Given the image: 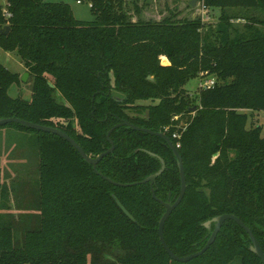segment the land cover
<instances>
[{"label": "trees", "instance_id": "obj_1", "mask_svg": "<svg viewBox=\"0 0 264 264\" xmlns=\"http://www.w3.org/2000/svg\"><path fill=\"white\" fill-rule=\"evenodd\" d=\"M5 1L9 17L0 7V29L10 30L0 34V49L20 60L30 96L10 97V88L24 82L0 63V119L58 129L89 157L109 149L106 135L122 121L165 134L180 145L186 179L163 228L171 252L196 253L213 229L203 224L229 214L252 231L264 254V136L242 112L264 111V20L253 16L264 13V0H196L217 15L216 27L174 14L144 20L136 0H90L91 22L75 19L65 3ZM236 19L245 21L242 31ZM201 73L215 85L193 98L183 87ZM6 126L36 134L39 177L26 210L0 224V264H263L233 221L188 263L166 254L158 237L165 208L152 190L172 203L180 179L161 138L118 127L110 134L113 153L94 171L60 137ZM150 154L163 159L165 170L152 188L135 185L160 169ZM5 193L0 171V202Z\"/></svg>", "mask_w": 264, "mask_h": 264}, {"label": "rangeland", "instance_id": "obj_2", "mask_svg": "<svg viewBox=\"0 0 264 264\" xmlns=\"http://www.w3.org/2000/svg\"><path fill=\"white\" fill-rule=\"evenodd\" d=\"M46 0L50 3H65L70 6L75 19L83 22H91L94 16L91 13L89 4L86 0ZM129 1V0H127ZM141 9V16L144 20L160 21L163 18L175 15L177 20L201 19V5L196 0H136ZM193 3V5H191ZM5 0H0V7L4 10ZM209 20L206 25L216 27L218 22L217 15L210 11ZM135 20V19H134ZM239 31L243 30V23H233ZM0 63L10 72L20 75V80L26 73L20 60L14 53L5 52L0 49ZM164 66L166 61L160 60ZM163 63V64H162ZM28 77L19 87H11L9 95L12 98L17 97L21 92L24 97L30 96V83ZM28 82V83H27ZM203 80L200 78L191 79L183 89L193 98L198 95L199 87ZM142 104H152L150 101L140 102ZM248 115V127L261 126L262 136H264V111H242ZM3 155L11 156L13 159H6L2 170L6 180L3 184L6 188V199L0 202V224L16 219L19 213L25 211L27 203L33 199L35 188L39 177L38 173V153L36 145V134L32 132H23L13 127H0V157ZM1 162V161H0ZM2 164V163H1ZM1 167V166H0ZM30 196V197H29ZM7 205L8 209H1L2 205ZM3 213V214H2ZM10 213V214H9Z\"/></svg>", "mask_w": 264, "mask_h": 264}, {"label": "water", "instance_id": "obj_3", "mask_svg": "<svg viewBox=\"0 0 264 264\" xmlns=\"http://www.w3.org/2000/svg\"><path fill=\"white\" fill-rule=\"evenodd\" d=\"M191 5H193V3H191ZM10 28L8 26L3 27L2 29H0V34L2 35H7L9 32ZM28 77V73H25L21 79L22 82H25L26 79ZM149 80H152V77L148 78ZM49 86L52 88L53 85L49 83ZM58 96V94H57ZM195 111V108L192 109V112ZM10 124H16V125H20L24 128L27 129H31L34 131H38V132H43V133H49V134H53L56 135L58 137H60L61 139L65 140L66 142H68L77 152L78 154L81 156V158L83 159V161H85L87 164L91 165L93 170L96 171V167L97 164L100 160H102L105 156L112 154L114 151V143L112 141V139L110 138V134L111 132L118 128V127H122V126H126L129 127L135 131H139V132H145L147 134L150 135H154L157 136L159 138H161L162 140H164L166 142V144L168 145V147L171 149V151L173 152L176 160H177V167H178V172H179V179H180V192L179 195L177 196V198L175 199L174 202H163L159 199L156 198L155 196V191L152 190V197L153 199H155L156 201H158L159 203H161V205L165 208V212L162 215V217L159 220L158 223V237H159V241L160 244L162 246V248L164 249V251L166 252V254L175 262L177 263H188L191 260L201 256L203 253H205L207 251V249L214 243L222 225L224 224L225 221H233L235 222L243 231H245V233L248 235V238L251 242V245L249 246V251L251 253H253L254 255H256L264 264V254L260 248V245L258 243V241L256 240L254 234L252 233V231L246 226L244 225V223L237 217L233 216V215H229V214H225V215H220L217 217H214L208 221H206L203 226L210 230L211 226L213 225V229L211 231V234L206 242V244L204 245V247L202 249H200L199 251H197L196 253H193L191 255H188L186 257H178L175 254H173L171 252V250L168 248L165 240H164V234H163V228H164V224L166 222V220L168 219V217L171 215V213L175 210V208L180 204V202L183 199V196L185 194L186 191V179H185V173H184V168H183V163H182V158L178 153V150L176 149V147L173 145V143L170 141V139L163 133H155L152 132L148 129H144V128H139L136 127L134 125H132L131 123L127 122V121H122L119 124L115 125L112 129H110L106 135V139L110 144L109 149H107L105 152L101 153L100 155L96 156V157H89L85 154V152L82 150V148L69 136H67L65 133L61 132L58 129L52 128V127H47V126H43V125H39V124H35V123H31V122H27L24 120H20L17 118H3L0 119V127L6 126V125H10ZM153 157H156V155L154 154H150ZM159 162H160V169L146 177L144 180H142L137 184H145V183H149L150 187L152 188L153 184L155 183L156 179L163 173V171L165 170V163L163 161L162 158L160 157H156ZM110 183H113L117 186H122V187H129L132 186L133 184H119V183H115L109 180ZM114 200L116 202V204L118 205V207L121 209V211L130 219L133 221L132 216L126 211V209L121 205V203L118 201V199L116 197H114Z\"/></svg>", "mask_w": 264, "mask_h": 264}, {"label": "built area", "instance_id": "obj_4", "mask_svg": "<svg viewBox=\"0 0 264 264\" xmlns=\"http://www.w3.org/2000/svg\"><path fill=\"white\" fill-rule=\"evenodd\" d=\"M86 1H87L88 4H89V8H91L90 0H86ZM80 3H81V1L78 0V1H77V4H80ZM199 3H200V5H201V21L204 22V23H206V22H208V20H209V16H208L209 12H208V9H206L205 6L202 5L201 2H199ZM3 15H4L6 18L9 17V14H7V13L5 12V9L3 10ZM206 75H207V73H201V74H200L199 78H200L201 80H203V82H202V84L200 85L199 89H203V90H204V89H210V88H212V87L215 85V80H214L213 78H208ZM172 137H173L174 139H179V136H178L177 133H174V134L172 135ZM179 146H180L179 144H176V145H175L176 149H178Z\"/></svg>", "mask_w": 264, "mask_h": 264}, {"label": "crops", "instance_id": "obj_5", "mask_svg": "<svg viewBox=\"0 0 264 264\" xmlns=\"http://www.w3.org/2000/svg\"><path fill=\"white\" fill-rule=\"evenodd\" d=\"M254 13V15L253 16H255L256 18H258V19H261V20H264V13L263 12H260V11H254L253 12ZM245 23V21L244 20H240V19H236V20H232V23ZM163 60H165L166 61V64H164V66H166V65H168L169 63H168V61L166 60V58H163ZM163 64V63H162ZM1 155H2V157H0V171H1V182L3 183V181L4 180H6V178L9 176H7V177H4V172H3V170H2V165H4V161L6 160V159H8V157H9V159H13V160H15L16 161V159L17 158H11V156H6V155H3V153L1 152ZM18 160V159H17ZM19 161V160H18ZM2 163V164H1Z\"/></svg>", "mask_w": 264, "mask_h": 264}]
</instances>
